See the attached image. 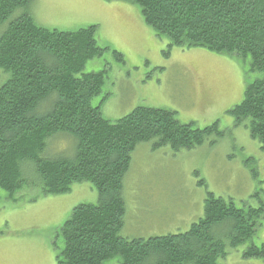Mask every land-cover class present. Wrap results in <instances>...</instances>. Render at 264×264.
Listing matches in <instances>:
<instances>
[{
	"label": "trees",
	"instance_id": "obj_1",
	"mask_svg": "<svg viewBox=\"0 0 264 264\" xmlns=\"http://www.w3.org/2000/svg\"><path fill=\"white\" fill-rule=\"evenodd\" d=\"M32 1L0 0V74L8 79L0 86V189L14 203L29 188L47 197L68 194L76 184L97 191V202L75 206L59 229L64 247L54 243L56 263L222 264L228 248L248 243L243 258L264 261V245L253 243L264 205L242 209L210 192L204 217L187 232L126 233L124 184L137 147L194 150L224 135L220 122L200 129L182 124L173 111L150 107L116 122L106 119L102 104L93 102L102 95L107 74L85 73L88 63L108 50L99 45L97 26L76 32L43 28L27 12ZM117 1L139 6L169 48H204L242 62L245 97L227 114L263 148L264 0ZM63 139L68 148L57 146Z\"/></svg>",
	"mask_w": 264,
	"mask_h": 264
},
{
	"label": "rangeland",
	"instance_id": "obj_2",
	"mask_svg": "<svg viewBox=\"0 0 264 264\" xmlns=\"http://www.w3.org/2000/svg\"><path fill=\"white\" fill-rule=\"evenodd\" d=\"M27 12L50 30L76 32L97 26L99 45L108 50L91 60L85 73L107 74L103 93L93 102L102 104L106 119L116 122L138 107H150L173 111L182 124L200 129L220 122L224 135L194 150L137 147L124 184L127 234L187 232L204 217L209 192L242 209L264 205V147L227 114L245 97L248 79L242 62L204 48H169V40L156 36L146 24L141 8L125 1L33 0ZM7 80L0 74V86ZM57 146L68 148L70 143L63 139ZM72 188L68 194L49 197L29 188L18 195V203L0 189V264H57L54 243L64 247L59 229L75 206L98 199L88 183ZM262 220L255 245H264V216ZM248 244L228 248L222 264H264L262 259L243 258Z\"/></svg>",
	"mask_w": 264,
	"mask_h": 264
}]
</instances>
